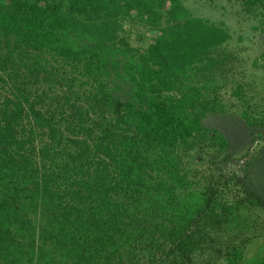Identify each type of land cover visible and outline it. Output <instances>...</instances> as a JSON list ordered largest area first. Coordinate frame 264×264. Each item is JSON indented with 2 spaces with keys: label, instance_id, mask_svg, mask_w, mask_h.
I'll list each match as a JSON object with an SVG mask.
<instances>
[{
  "label": "trees",
  "instance_id": "16d2710c",
  "mask_svg": "<svg viewBox=\"0 0 264 264\" xmlns=\"http://www.w3.org/2000/svg\"><path fill=\"white\" fill-rule=\"evenodd\" d=\"M143 1L165 5L171 22L148 58L122 54L125 81L114 87L104 59L119 49L87 32L116 27L131 0H0V264H110L132 260L138 244L166 253L159 264H184L198 241L192 223L226 214L206 194L185 203L172 193L187 187L178 149L203 133L215 107L203 91L215 89L173 91L171 77H192L229 33L181 0ZM236 1L264 25V0ZM254 238L248 250L227 245L225 264H258L264 233Z\"/></svg>",
  "mask_w": 264,
  "mask_h": 264
},
{
  "label": "rangeland",
  "instance_id": "374dc122",
  "mask_svg": "<svg viewBox=\"0 0 264 264\" xmlns=\"http://www.w3.org/2000/svg\"><path fill=\"white\" fill-rule=\"evenodd\" d=\"M181 2L192 15L216 23L222 21L229 33L225 42L212 48L194 66L192 77H171L173 91L185 82L215 89L213 95L203 91L215 106L205 114L203 133L178 149L187 187L172 193L185 203L206 194L211 201L228 207L218 222L199 219L192 223V227L196 223L199 229L198 241L190 260L184 264H225L230 251L227 245L242 241L248 250L254 237L264 233V25L244 19L243 4L236 0ZM258 7L264 9V1ZM117 20V26L108 32L95 29L87 32L92 40L119 49L114 52L108 48L104 59L105 78L114 87L122 86L125 81L121 73L122 54L140 53L148 58V51L160 37L162 28L171 22L165 5L150 6L143 0H131L129 6L118 11ZM110 53L117 56L111 57ZM52 65L54 70L62 68L58 63ZM76 85L85 90L90 87L81 78ZM217 132L226 139V146L214 140ZM158 241V238L154 241V248ZM138 245L132 260L124 256L110 264H159L167 257L166 253L152 255L145 244ZM263 262L264 256L258 264Z\"/></svg>",
  "mask_w": 264,
  "mask_h": 264
}]
</instances>
